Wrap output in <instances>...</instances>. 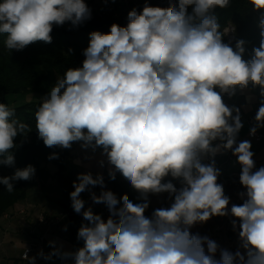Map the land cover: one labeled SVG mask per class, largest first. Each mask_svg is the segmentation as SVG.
Segmentation results:
<instances>
[{
	"label": "clouds",
	"instance_id": "9594fccd",
	"mask_svg": "<svg viewBox=\"0 0 264 264\" xmlns=\"http://www.w3.org/2000/svg\"><path fill=\"white\" fill-rule=\"evenodd\" d=\"M249 3L262 15L260 44L248 60L243 39L234 48L224 42L235 27L222 32L215 14L230 0H168L166 7L146 2L128 12L126 26L113 23L108 33L89 34L82 67L68 68L40 99L35 129L48 148L80 142L82 149H101L109 179L119 173L139 196L118 198L105 190L102 174L79 173L70 199L87 221L77 232L83 246L63 251L50 241L52 251L41 250L39 257L72 264H264V166L256 168L249 140L238 142L240 109L223 98L259 87L262 100L249 134L264 128V0ZM91 16L85 0H0V34L9 51H21L38 41L50 44L54 25L77 27ZM14 116L0 103V165L8 167L15 165V139L29 129ZM229 151L241 166L244 189L238 193L242 203L230 208L215 161ZM58 158L55 152L48 157ZM35 172L31 164L16 168L0 176V184L11 193L13 182L31 180ZM169 176L181 186L166 181ZM97 185L99 195L90 191ZM85 191L107 207L106 220L85 209ZM163 193L170 206L147 215L149 195ZM213 217H232L234 252L191 231ZM23 258L36 264L27 251Z\"/></svg>",
	"mask_w": 264,
	"mask_h": 264
},
{
	"label": "trees",
	"instance_id": "16d2710c",
	"mask_svg": "<svg viewBox=\"0 0 264 264\" xmlns=\"http://www.w3.org/2000/svg\"><path fill=\"white\" fill-rule=\"evenodd\" d=\"M130 1L129 4H125L123 0H109L110 3H115L116 8L120 7L119 13L123 19L125 18L123 17L125 11L128 13L133 8L140 11L139 9L143 8L149 0ZM166 1L168 5V0ZM215 14L221 31L229 23L235 27V40L230 44L233 48L236 41L240 39H243L246 42L245 45L252 48L259 46L261 40L259 20L262 12L253 10L249 0H230V5L227 8H217ZM123 19L116 21V17L108 19L93 16L89 21L80 25L82 31H76L69 26L54 25L50 44L38 41L21 51L14 50L13 54H9L7 58L6 69L0 71V103H5L13 108L15 110L14 118L29 126V129L25 131V136H18L14 141L16 147L11 151L15 157V165L13 167L0 165V176H10L16 168L23 169L29 164L36 169L31 180L13 182L14 191L11 193L6 191V186L0 184V219L14 205L24 202L32 187H43L49 180L55 179L59 182L64 196L60 206L63 207L69 217V241L75 250L83 246V241L77 239L80 216L71 207L70 192L74 190V187L65 168L68 149L48 148L38 138L35 129V112L40 102L32 100L20 106L11 107L6 96L8 94L30 93L38 95L41 99L49 93L57 78L62 77L68 68L82 67V62L85 59L83 51L88 47L91 32L108 33L113 23L126 26L128 22L124 23ZM223 40L227 43L225 37ZM14 71L18 74H15ZM53 152L58 153L59 158L49 160L48 157ZM50 165L55 167L53 173L49 170ZM104 175L105 186L114 192L118 198L123 194L129 195L130 199L134 201L138 198L139 193L131 187L125 178L117 174L113 181L109 179L108 172Z\"/></svg>",
	"mask_w": 264,
	"mask_h": 264
},
{
	"label": "crops",
	"instance_id": "0c3cea01",
	"mask_svg": "<svg viewBox=\"0 0 264 264\" xmlns=\"http://www.w3.org/2000/svg\"><path fill=\"white\" fill-rule=\"evenodd\" d=\"M259 93H260L259 87L252 88V86L249 85V87L243 91L238 90L236 95L232 96L227 104L229 106L234 105L240 109L241 119L244 126L239 132L237 140L238 142L244 140H249L251 142L252 144L251 150L255 154L253 159L255 161L257 169L261 166H264V144L256 143L247 136V132H248L247 121L248 119H252L255 126V119H254L255 114L262 100V97L260 96ZM258 130L264 131V128H260ZM101 154H102V150H101ZM76 157H77V153L72 154L73 159H75ZM102 160L105 161V166L103 167V175H104L106 172H108L109 165L107 164L105 156L102 157ZM215 161L217 168H219L221 171V175L218 177V183H221L224 186L225 194L230 197L229 208L231 207L232 204H241L242 201L239 198L238 193L244 191V189L242 185L239 183L241 166L237 163V158L232 155L231 151H229L222 155L218 154L215 157ZM203 163L207 164L205 160H203ZM120 177L123 176L120 175ZM167 180H172V178L169 176L166 178V181ZM172 182L178 188L181 186L179 181L177 180H172ZM37 188L32 187L25 201L21 203H17L8 211V212L17 211V209L21 207H27V209H29V215L26 218L25 222L19 223L16 217H14L13 219H6L4 218V216H2L0 219V248H3V244L6 241L7 237L12 236L15 238L16 237L19 238L15 242L11 241L12 247L13 248L18 247L19 249V255H17V258L6 259L4 252L0 251V264H26L27 262H22L20 260V255L25 245L30 241H32L35 238V236H37V233L40 231L41 227H43L42 229L45 230V233H43V235H45V240H46V233L48 232V230L56 226L55 224H53L45 228L46 226L37 225L36 218L38 213L34 211L38 207V204L36 202L37 199L36 192L38 190ZM94 190L97 192L98 195L101 192L100 187H94V186L90 187L91 192H94ZM105 190H110V189L105 187ZM90 191L87 192L90 193ZM149 202L150 203H149V207L146 209V214L151 216V212H153L155 209L161 207H169L172 201L169 200L167 193H163L159 195L150 194ZM99 205L100 204L91 206L95 214L98 213ZM44 215L50 218L58 217L57 215H51V216L47 214ZM62 218L63 216L61 215L60 223L62 222ZM231 219L232 217H213L204 224H197L195 227L191 229V231L193 233L199 232L201 235L209 236L213 233L214 227L219 223H221L222 220H224L225 226L223 230L219 233V241L217 243L220 244L221 247L223 248H227L229 243H231L234 248L231 249L230 251L234 252L238 247V235L232 230L230 223ZM42 229L41 231H43ZM59 229L62 230V227L58 228V230ZM61 248L63 251H75V249L72 247V244L68 243L67 241L61 245ZM56 258L57 257H55V259Z\"/></svg>",
	"mask_w": 264,
	"mask_h": 264
},
{
	"label": "rangeland",
	"instance_id": "374dc122",
	"mask_svg": "<svg viewBox=\"0 0 264 264\" xmlns=\"http://www.w3.org/2000/svg\"><path fill=\"white\" fill-rule=\"evenodd\" d=\"M124 2L125 4H129L131 1L123 0V3ZM166 2H167L166 0H149L148 4L152 6L165 7L167 5ZM85 3L88 4L90 9L92 10L91 18L93 16L106 17L108 19H110L111 17H116L117 19L116 21H122L120 19H123L119 13L120 7L116 8L114 2L110 3L109 0H85ZM128 7H131V6L128 5ZM139 10H142V8H140ZM127 14L128 13H126V11L123 13V17H125L123 19L124 23L128 22ZM63 26H69V27H72L76 31H82V26L79 25L77 27H73L71 26L70 22L65 23ZM5 39H6V35L0 34V71H3L6 69L7 58L9 54L12 55L14 52V50L11 52L5 47V44H4ZM245 48H246V52L243 58L245 60H248L250 59L253 48L248 45H245ZM14 72L15 74H18V72L16 71ZM6 100L11 107H17V106L24 104L25 102H29L32 100L41 103L40 97L38 95H33L30 93L29 94H8L6 96ZM76 153H77V157L73 159L72 154H76ZM102 157L103 156L101 154V149H97L95 152H92L91 149H86V150L82 149L80 142H74L72 144V147L68 149V156L66 157V162H65L66 172L70 175L72 184H73V181L77 180V175L79 173L91 172L94 177L97 174L103 175V167H101L99 164V161L102 160ZM49 170L51 171V173H53L55 171V167L50 165ZM90 187H93V186H90ZM35 188L38 189L36 192L37 193L36 202L38 204V207L34 211L37 212L38 214L44 213L50 216L51 215H57V216L62 215L63 216L62 222H61L62 230L60 229L58 230V227L54 226L51 229H49L48 232L46 233V240L44 243L43 252L47 254L52 251V247L49 244L50 241L55 242V246L59 248H61V245L64 244L66 241L70 243L69 241V217L65 213L63 207L60 206V203L63 202L64 196H63L61 187L59 185V182L57 180L55 179L49 180L45 186L43 187L35 186ZM94 192L97 194L95 190ZM81 199L85 201V209H87L88 207H91L92 205H97L93 203L90 197V193L87 191L81 193ZM79 215H80L79 220H80V226H81L82 223H86L87 221L83 220L82 214H79ZM102 218H105L106 220L108 217L106 218L105 216H102ZM42 228L43 227H41L40 231L37 233L38 236L45 233V230ZM41 229L43 231H41ZM18 239L19 238L17 237L15 238L12 236H9L6 238V241L3 244V248H0V251L4 252L6 259L17 258V255H19L18 247L13 248L11 245V241L15 242ZM56 260L57 259L53 257L49 261L51 263H54Z\"/></svg>",
	"mask_w": 264,
	"mask_h": 264
},
{
	"label": "built area",
	"instance_id": "2783aa9c",
	"mask_svg": "<svg viewBox=\"0 0 264 264\" xmlns=\"http://www.w3.org/2000/svg\"><path fill=\"white\" fill-rule=\"evenodd\" d=\"M232 27H234L232 24H227L223 31L227 28V29H231ZM222 31V32H223ZM225 39H226V42L227 43H233L234 39H235V32H229L227 35L224 36ZM217 91H219V89H217ZM223 98H224V102L226 104H228V101L231 99L227 94H224L223 95ZM248 132H247V136L253 140L254 142L256 143H261V144H264V131H259L257 130L255 136H252L249 134L250 132V129L254 126V122L252 119H248ZM206 163H209V159L208 158H205L204 159ZM104 176V179H105V175ZM96 187H100V186H96ZM152 213V212H151ZM99 215H102V216H105V217H108L110 215L107 207L104 205V204H100L99 205V209H98V213ZM29 215V209H27V207H21L19 209H17V211H12V212H8V213H5L3 216L4 218L6 219H13L14 217L17 218V221H19V223H22V222H25L26 221V218L28 217ZM80 216V215H79ZM61 216H58V217H46L43 213H40L37 215V218H36V223L37 225H43V226H50V225H53L55 224L58 228H60L61 226ZM225 226V221L222 220L221 223H219L218 225H216L214 227V231L211 235H209V238L213 239L214 241L218 242L219 241V233L223 230ZM44 243H45V235H37L35 236V238L30 241L29 243H27L20 255V260L22 262H27L28 261L26 259H24V253L25 251H27V254L29 257H36V264H72V261L71 260H68V261H62L61 259H57L54 263H51L41 257H39L37 254L38 252H40L41 250H43L44 248ZM229 250L233 249V245L231 243H229L228 247H227Z\"/></svg>",
	"mask_w": 264,
	"mask_h": 264
}]
</instances>
